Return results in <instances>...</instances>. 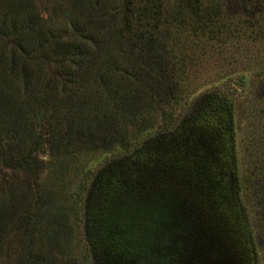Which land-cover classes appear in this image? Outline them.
<instances>
[{"label": "trees", "instance_id": "trees-1", "mask_svg": "<svg viewBox=\"0 0 264 264\" xmlns=\"http://www.w3.org/2000/svg\"><path fill=\"white\" fill-rule=\"evenodd\" d=\"M0 1L7 2L9 10L22 4ZM166 1L73 0L72 11L84 12H70L72 30L46 25L35 11L22 6L13 11L15 16L12 12L3 16L0 183L7 194L0 195V264H54L52 251L59 240L57 231L52 235L39 229L44 214L45 222L49 217L38 208L37 199H30V181L6 187L3 171L37 178L43 169L36 158L42 141L55 159L76 149L126 148V124L149 108L150 102H161L165 93L172 94L166 72L167 63L173 67L175 63L166 43L177 42L178 36L171 38V29L175 35L186 31L207 42L231 34L264 32L261 0H173L176 4L171 8ZM90 75L93 85L82 88L80 81ZM100 82L114 86L108 97L112 113H101V105L91 106L92 98L103 91ZM58 165L66 171L63 162ZM138 166L118 163L96 182L89 222L99 264H132L128 250L134 241L142 240L143 228L152 236L145 246L147 264H176L180 253L189 252L188 247H181L184 241L179 236L192 229L179 214L182 204L168 193H132L126 178ZM169 208L179 220H173L176 214H172L173 222L164 221ZM153 217L159 222L151 221ZM47 226L51 228L50 221ZM162 233L174 237L161 239ZM225 264L231 260L226 258Z\"/></svg>", "mask_w": 264, "mask_h": 264}, {"label": "rangeland", "instance_id": "rangeland-1", "mask_svg": "<svg viewBox=\"0 0 264 264\" xmlns=\"http://www.w3.org/2000/svg\"><path fill=\"white\" fill-rule=\"evenodd\" d=\"M18 1L22 4L11 11L0 1V21L10 12L15 16L13 11L22 6L35 11L46 25L72 30L73 0ZM173 2L166 1L169 8L175 7ZM169 33L178 36L177 42L166 43L175 63H167L166 72L172 94L150 102L126 124V148L76 149L56 161L42 141L36 158L43 169L37 178L3 171L6 187L30 181V199H37L38 208L49 217L45 222L44 214L39 229L58 234L54 264H99L91 244L90 204L98 179L121 162L139 164L126 178L134 195L168 193L182 204L179 214L192 229L179 233L181 247L189 252L180 253L176 264H225L226 258L231 264H264V32L208 42L186 31ZM92 77L80 86L90 88ZM100 84L103 91L92 98L91 106L112 113L108 97L114 86ZM59 162L66 171L58 168ZM2 190L0 183V195L7 194ZM170 211L164 221L179 220ZM49 221L51 228L45 229ZM171 236L162 233L161 239ZM151 237L143 228L142 240L128 250L132 264H147L145 246Z\"/></svg>", "mask_w": 264, "mask_h": 264}]
</instances>
